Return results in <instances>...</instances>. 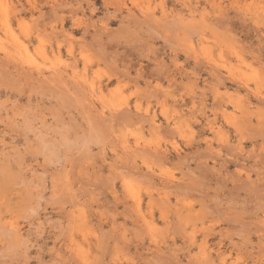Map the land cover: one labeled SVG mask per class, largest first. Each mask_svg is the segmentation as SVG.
I'll return each mask as SVG.
<instances>
[{
  "label": "rangeland",
  "instance_id": "374dc122",
  "mask_svg": "<svg viewBox=\"0 0 264 264\" xmlns=\"http://www.w3.org/2000/svg\"><path fill=\"white\" fill-rule=\"evenodd\" d=\"M0 8V264H264V0Z\"/></svg>",
  "mask_w": 264,
  "mask_h": 264
},
{
  "label": "bare ground",
  "instance_id": "6f19581e",
  "mask_svg": "<svg viewBox=\"0 0 264 264\" xmlns=\"http://www.w3.org/2000/svg\"><path fill=\"white\" fill-rule=\"evenodd\" d=\"M8 1V0H7ZM4 7H5V5H4ZM8 8V7H7ZM0 10H2L1 8H0ZM8 10V9H7ZM2 12V11H1ZM5 13V12H4ZM8 15V12H7V14H6V16ZM3 19V18H2ZM8 19V18H7ZM8 21V20H7ZM7 24H9V22L7 23ZM9 27H11L10 25H9ZM13 30V29H12ZM13 32V31H12ZM14 35V34H13ZM15 38H17L18 39V37H15ZM13 41V40H12ZM18 41H20L19 39H18ZM21 42V41H20ZM14 43V42H13ZM17 44V43H16ZM24 45V44H23ZM22 45V46H23ZM14 46H15V44H14ZM25 46V45H24ZM9 48H10V46H8ZM27 47V46H26ZM26 47H24V48H26ZM15 48V47H14ZM16 49H17V47H16ZM19 50V49H18ZM18 50H15V51H18ZM24 50V49H23ZM22 50V51H23ZM26 50V49H25ZM27 52H28V50H27ZM10 53H12V52H10ZM15 53V52H14ZM13 54V53H12ZM16 54V53H15ZM17 54H19V53H17ZM22 54V53H21ZM23 55V54H22ZM19 56V55H18ZM27 56V55H26ZM136 152V151H135ZM145 224V223H144ZM14 228V227H13ZM15 229V228H14ZM193 244V243H192Z\"/></svg>",
  "mask_w": 264,
  "mask_h": 264
}]
</instances>
